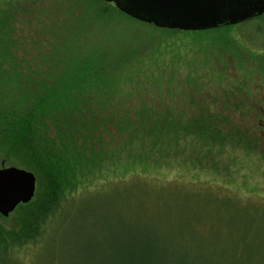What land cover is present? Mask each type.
I'll return each mask as SVG.
<instances>
[{
	"label": "trees",
	"instance_id": "trees-1",
	"mask_svg": "<svg viewBox=\"0 0 264 264\" xmlns=\"http://www.w3.org/2000/svg\"><path fill=\"white\" fill-rule=\"evenodd\" d=\"M114 13L140 23L102 0H0V168L26 169L38 185L32 202L9 219L0 216V264L21 263L18 254L42 246L55 221L87 200L133 205L141 222L161 203L236 205L195 180L148 179L164 170L231 177L238 151L254 149L259 140H246L244 129L212 104L253 111L247 102L263 84L264 16L204 31L145 24L175 36L154 46L108 40L96 27ZM27 17L41 28L24 45L17 25ZM158 46L170 62L160 61ZM206 216L193 217L201 237L214 229L196 230ZM131 230L137 234L117 242L113 264H158L166 243L145 236L140 225ZM248 242L237 235L224 240L232 243L233 264L244 262Z\"/></svg>",
	"mask_w": 264,
	"mask_h": 264
},
{
	"label": "rangeland",
	"instance_id": "rangeland-1",
	"mask_svg": "<svg viewBox=\"0 0 264 264\" xmlns=\"http://www.w3.org/2000/svg\"><path fill=\"white\" fill-rule=\"evenodd\" d=\"M52 1L47 0V3ZM27 19L28 17L17 25L24 45L30 44V37H34L32 41L37 40L34 30L36 27L41 28V25L31 18L29 23L32 26L29 27ZM96 28L108 40L117 44L125 42L155 46L162 37V40H168L165 44L169 45L175 37L154 27L131 22L117 13L111 18L101 19ZM152 39L157 40L153 43ZM190 41L189 39L188 42ZM158 48L161 49V53L157 56L163 57L160 61L165 59L169 61V52L164 51L161 46ZM167 49L172 50V47ZM180 64H186V60ZM228 72L233 73L232 70ZM178 77L182 79L183 75L179 74ZM261 81L263 84L259 87L257 96L247 102L250 109L253 108L251 113H233L224 108L223 104H212V110L224 112L226 117L244 129L246 140H259L253 144L254 149L250 151L251 153L244 155L241 150L238 151L236 174L228 177L220 171L215 175L198 170L187 172L164 170L157 174L159 177L148 179L161 180L164 177L163 181L195 180L199 183V188L209 189L214 193L224 192L235 200L236 205L228 207L211 205V208L204 204H179L168 207L161 203L157 208L149 209L153 212L148 219L141 222L135 218L137 209L133 205H126L127 203L119 205L114 201L104 204L99 203L97 199V202L87 200L70 218H58L43 245L27 253L18 254L17 260L21 263L14 264H113L120 256L117 242L121 240L129 242L131 234H137L131 228L137 225L150 232H146L145 236L159 237L162 243H166V247L162 246L163 251L155 255L157 261H160L158 264H198L201 261H205L203 264H233L230 259L233 252L232 243L223 242L227 237L234 235L238 238L245 236L249 241L244 250V253L247 251L249 253H246L244 262L238 264H264V76L261 77ZM175 103L184 108V103ZM225 123V126L229 124ZM199 188L198 191H201ZM197 213L206 214L208 219L204 225L196 226V230L209 235L207 225H211V228L214 225L210 236L201 237L194 232L193 226L196 221L193 217H196ZM124 236H128L127 239H124ZM222 237L225 239H221Z\"/></svg>",
	"mask_w": 264,
	"mask_h": 264
},
{
	"label": "water",
	"instance_id": "water-1",
	"mask_svg": "<svg viewBox=\"0 0 264 264\" xmlns=\"http://www.w3.org/2000/svg\"><path fill=\"white\" fill-rule=\"evenodd\" d=\"M140 23L172 31H204L236 26L264 16V0H102ZM34 173L0 168V216L9 218L37 194Z\"/></svg>",
	"mask_w": 264,
	"mask_h": 264
},
{
	"label": "flooded vegetation",
	"instance_id": "flooded-vegetation-1",
	"mask_svg": "<svg viewBox=\"0 0 264 264\" xmlns=\"http://www.w3.org/2000/svg\"><path fill=\"white\" fill-rule=\"evenodd\" d=\"M113 5V4H112Z\"/></svg>",
	"mask_w": 264,
	"mask_h": 264
}]
</instances>
